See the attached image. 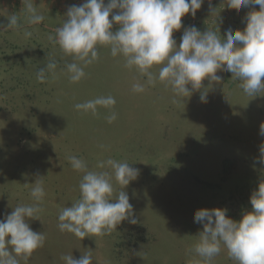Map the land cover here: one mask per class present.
<instances>
[{
  "label": "rangeland",
  "instance_id": "374dc122",
  "mask_svg": "<svg viewBox=\"0 0 264 264\" xmlns=\"http://www.w3.org/2000/svg\"><path fill=\"white\" fill-rule=\"evenodd\" d=\"M81 3L34 0L45 19L28 27L31 38L0 33V219L33 202L28 184L38 174L45 191L43 211L29 225L46 240L26 264H65L63 255L79 258L88 251L92 264H191L198 257L190 249L202 231L193 222L196 210L224 208L234 221L252 211L250 194L264 182V164L258 162L264 145L259 132L264 90L247 95L239 80L221 71V84L202 82L208 88L206 102L200 100L203 89L174 102L177 98L163 83L136 93L132 85L139 73L124 67V58L111 56L104 46H99V59L85 68L86 76L73 83L63 71L72 57L53 46L49 36L66 19L68 7ZM211 7L216 8L212 15L205 0L195 17L182 18L183 27L173 33L177 45L184 28L193 25L201 32L218 33L219 28L221 36L229 28L242 31L243 18L252 10H230L223 0H212ZM11 13L24 19L21 0H0V23H7ZM51 59L58 63L56 74L41 83L36 72ZM107 95L116 100L112 123L107 122V109L99 108L93 116L74 107ZM70 155L96 171L101 170L97 163L108 158L139 169L124 189L137 224L125 221L109 234L82 241L59 230L61 209L80 197L82 173L72 168ZM113 184L115 198L121 186L114 179ZM212 264L237 262L222 247Z\"/></svg>",
  "mask_w": 264,
  "mask_h": 264
},
{
  "label": "clouds",
  "instance_id": "9594fccd",
  "mask_svg": "<svg viewBox=\"0 0 264 264\" xmlns=\"http://www.w3.org/2000/svg\"><path fill=\"white\" fill-rule=\"evenodd\" d=\"M24 19L16 13L7 15V23H0V33L9 31L22 33L25 39L32 37L28 27L41 24L45 17L37 11L34 0H21ZM205 0H83L81 4L68 7L62 25L49 36L53 46H59L72 62L64 65L63 71L73 83L85 76V68L99 59V46L110 49L113 57L122 56L124 67L139 73L132 85L136 93H143L157 83L170 87L174 102L200 91L201 102H206L208 88L202 82L209 81V87L219 85L222 76L218 72L231 73V78L240 81L238 85L245 94L256 95L264 90V0H223V5L239 12L251 8L243 18L244 29H227L221 36L214 30L201 32L195 25L185 27L179 45L173 33L179 31L182 18L195 17ZM211 15L212 0H208ZM258 5L259 10L253 6ZM118 26L115 31L113 27ZM58 63L54 59L39 68L37 80L47 81L55 75ZM158 68V71L154 69ZM116 100L113 96H98L76 103L75 109L83 113L98 115V109L108 110L106 119L112 123L117 113L112 111ZM264 136V123L260 125ZM103 148V145H100ZM264 164V145L260 148ZM68 160L72 168L82 173L79 183V199L61 209L58 228L61 232L73 234L81 241L88 236H103L116 229L122 222L138 223L129 195L124 190L139 176V169L127 162L111 158L99 161L100 171L89 168L87 162L75 155ZM113 179L121 186L115 194ZM31 185V204H21L0 219V264H21L32 253L44 246L46 235L34 231L29 220H36L43 211L40 204L45 196L43 177ZM252 211L239 221L227 216V209H199L194 212L193 222L202 225L196 236L198 242L190 251L198 259L191 264H212L222 247L237 264H264V182L258 184L249 197ZM65 264H92L91 251L79 258L72 253L63 255Z\"/></svg>",
  "mask_w": 264,
  "mask_h": 264
}]
</instances>
